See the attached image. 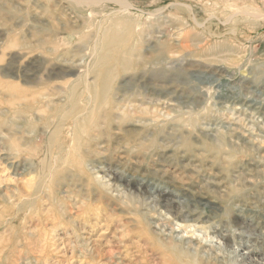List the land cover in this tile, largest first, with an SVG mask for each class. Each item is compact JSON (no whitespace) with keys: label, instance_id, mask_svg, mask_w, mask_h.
I'll return each instance as SVG.
<instances>
[{"label":"rangeland","instance_id":"rangeland-1","mask_svg":"<svg viewBox=\"0 0 264 264\" xmlns=\"http://www.w3.org/2000/svg\"><path fill=\"white\" fill-rule=\"evenodd\" d=\"M71 1L0 0V264H264V0Z\"/></svg>","mask_w":264,"mask_h":264},{"label":"bare ground","instance_id":"bare-ground-1","mask_svg":"<svg viewBox=\"0 0 264 264\" xmlns=\"http://www.w3.org/2000/svg\"><path fill=\"white\" fill-rule=\"evenodd\" d=\"M90 2V1H93V3H96L97 1L96 0H85V2ZM72 3L73 2H78L77 0H72L71 1ZM83 2V1H82ZM78 3H80V2H78ZM77 3V4H78ZM76 4V5H77ZM89 4V3H88ZM88 4H86V6L88 5ZM118 4L122 7V9H125V11L127 10V11H131V9H136L135 7H134V5H132L130 2H128L127 0H121L120 2H118ZM121 9V8H120ZM124 12V11H123ZM125 13V12H124ZM65 14L66 15H70V14H72V11H69V8H66L65 7ZM75 17V16H74ZM118 18L120 17V16H117ZM127 18V17H126ZM115 20H117V19H115ZM108 41H110V42H113L114 43V41L113 40H108ZM108 44V42H106V41H104L103 42V44L105 45V44ZM251 114V113H250ZM187 244H189L190 243V240L189 241H187L186 242ZM192 248V247H191ZM113 251V250H112ZM108 252H109V250H108ZM111 253V252H110Z\"/></svg>","mask_w":264,"mask_h":264}]
</instances>
